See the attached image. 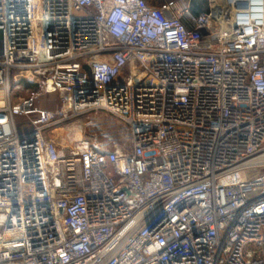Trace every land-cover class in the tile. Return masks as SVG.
<instances>
[{"label":"built area","instance_id":"1","mask_svg":"<svg viewBox=\"0 0 264 264\" xmlns=\"http://www.w3.org/2000/svg\"><path fill=\"white\" fill-rule=\"evenodd\" d=\"M226 6L0 0V264H264V0Z\"/></svg>","mask_w":264,"mask_h":264},{"label":"rangeland","instance_id":"2","mask_svg":"<svg viewBox=\"0 0 264 264\" xmlns=\"http://www.w3.org/2000/svg\"><path fill=\"white\" fill-rule=\"evenodd\" d=\"M168 1H176V2H179V3L180 2H184V3H186L189 6L191 12H192L191 8H192L193 5H200L204 9H206V8L209 7V4H210V0H168ZM202 11H205V10H202ZM2 48H3V32H2V30H0V52L2 51ZM3 97H4V94L0 90V106H4V104H5V101L2 100ZM54 106H55V103L53 102L50 105V108H53ZM97 116H99L102 120L107 121V122H104V125H103L104 131H109V132H111L113 134H117V132H118L117 130L120 127L119 124H116V127L112 126L113 124L111 125L110 122L113 123L114 120L111 117H108L107 115L102 114L101 112L98 113ZM17 119L20 120L21 117H17ZM81 121H83V120L81 119ZM79 123L80 122H73V123H69V124L65 123L63 126L59 127L58 130H57L58 142L61 143L64 146H66V145L70 144V142H71L69 140V137L73 138V137L82 136L81 135L82 133H81V130H80L81 126H76ZM5 130L9 131L10 130L9 126H6ZM48 132L52 133L53 129L48 130L47 133ZM63 136L64 137L67 136V137L64 139Z\"/></svg>","mask_w":264,"mask_h":264},{"label":"bare ground","instance_id":"3","mask_svg":"<svg viewBox=\"0 0 264 264\" xmlns=\"http://www.w3.org/2000/svg\"><path fill=\"white\" fill-rule=\"evenodd\" d=\"M220 9L221 8H224V7H227L226 5H227V3L229 2V0H212ZM223 13V12H222ZM76 126H81L80 125V123L78 124V125H76ZM119 129V128H118ZM64 137V136H63ZM67 137V136H66ZM66 137H64V139L66 138ZM81 138V136H79V137H69V140L71 141V140H73V139H80ZM63 139V138H62Z\"/></svg>","mask_w":264,"mask_h":264},{"label":"trees","instance_id":"4","mask_svg":"<svg viewBox=\"0 0 264 264\" xmlns=\"http://www.w3.org/2000/svg\"><path fill=\"white\" fill-rule=\"evenodd\" d=\"M192 12L194 13V14H199V13H201V12H203L202 10H207L208 8H206V9H204L202 6H200V5H193L192 6Z\"/></svg>","mask_w":264,"mask_h":264},{"label":"crops","instance_id":"5","mask_svg":"<svg viewBox=\"0 0 264 264\" xmlns=\"http://www.w3.org/2000/svg\"><path fill=\"white\" fill-rule=\"evenodd\" d=\"M161 0H150V2H153L154 4H159Z\"/></svg>","mask_w":264,"mask_h":264}]
</instances>
